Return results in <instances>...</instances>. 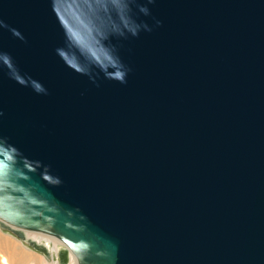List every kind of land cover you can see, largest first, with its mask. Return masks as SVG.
<instances>
[{
	"label": "water",
	"instance_id": "obj_1",
	"mask_svg": "<svg viewBox=\"0 0 264 264\" xmlns=\"http://www.w3.org/2000/svg\"><path fill=\"white\" fill-rule=\"evenodd\" d=\"M0 228L264 264V0H0Z\"/></svg>",
	"mask_w": 264,
	"mask_h": 264
},
{
	"label": "rangeland",
	"instance_id": "obj_2",
	"mask_svg": "<svg viewBox=\"0 0 264 264\" xmlns=\"http://www.w3.org/2000/svg\"><path fill=\"white\" fill-rule=\"evenodd\" d=\"M26 235H29V237L31 236L33 237V235H35L36 238L37 237L40 238L39 240L47 242L50 248V257L46 258L44 255H41L40 253L36 252L34 249H30L27 245L19 241L11 232L0 228V264H19L18 263L19 257L21 258L23 254L24 256L26 255V260L23 264H56L58 258L56 256V252L52 250V247L54 244L55 247L63 246L61 242H59L54 237L39 232L27 231ZM53 238L56 242H53L54 241ZM1 245L8 247L9 252H6L7 250L3 248L4 246L1 247ZM15 257L17 258L15 259ZM2 258H4L5 260L3 261Z\"/></svg>",
	"mask_w": 264,
	"mask_h": 264
},
{
	"label": "bare ground",
	"instance_id": "obj_3",
	"mask_svg": "<svg viewBox=\"0 0 264 264\" xmlns=\"http://www.w3.org/2000/svg\"><path fill=\"white\" fill-rule=\"evenodd\" d=\"M25 232H27V231H25ZM28 232H30V231H28ZM29 236V235H28ZM32 237V236H31ZM33 237L34 238H36L35 237V235H33ZM32 237V238H33ZM33 238V239H34ZM44 238V237H43ZM46 238V237H45ZM38 239V240H37ZM40 238H36L35 240H37V241H41V240H39ZM49 239V238H48ZM44 240V239H43ZM50 240V239H49ZM53 240H54V238H53ZM51 241V240H50ZM59 241V240H58ZM45 242V241H44ZM53 242H56L55 240L53 241ZM5 243V242H4ZM47 243V242H46ZM6 244V243H5ZM4 246V245H3ZM2 245H1V247H3ZM29 247V246H28ZM3 248H5L7 251L6 252H9L8 251V247H6V246H4ZM30 249H32L31 247H29ZM53 249H55V252H56V250L58 249V246L57 247H55V244L53 245V247H52ZM10 249V248H9ZM11 251V250H10ZM36 251V250H35ZM36 252H38V251H36ZM38 253H40V252H38ZM41 254V253H40ZM19 255V254H18ZM41 255H43V254H41ZM17 257H15V259H16ZM2 260L4 261L5 259L4 258H2ZM25 260H26V255L24 256V254L21 256V258L19 257V260H18V263L19 264H23L24 262H25ZM70 263L72 264V263H75V259H74V257H73V255L72 254H70ZM56 264H58V261H56Z\"/></svg>",
	"mask_w": 264,
	"mask_h": 264
},
{
	"label": "flooded vegetation",
	"instance_id": "obj_4",
	"mask_svg": "<svg viewBox=\"0 0 264 264\" xmlns=\"http://www.w3.org/2000/svg\"><path fill=\"white\" fill-rule=\"evenodd\" d=\"M34 239H36V238H34ZM37 240H38V239H37ZM52 250H54V251H55V249H53V248H52Z\"/></svg>",
	"mask_w": 264,
	"mask_h": 264
}]
</instances>
